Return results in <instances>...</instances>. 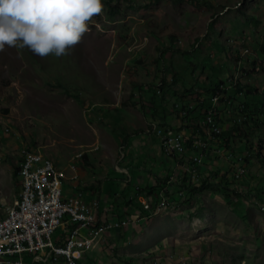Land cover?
Segmentation results:
<instances>
[{
    "label": "rangeland",
    "instance_id": "obj_1",
    "mask_svg": "<svg viewBox=\"0 0 264 264\" xmlns=\"http://www.w3.org/2000/svg\"><path fill=\"white\" fill-rule=\"evenodd\" d=\"M88 25L60 56L0 49V218L18 196L13 171L23 149L40 150L60 168L74 163L79 176L65 178L66 192L76 186L111 196L119 217H129L133 206V212L143 209V177L161 166L155 145L142 144L160 143L153 125L143 133L158 101L169 98L176 109L185 93L199 99L200 89L204 95L219 80L227 87L239 81L252 88L250 119L239 133L224 135L234 160L224 149L207 154L199 176V183L223 181L226 190L188 193L175 167L151 174L155 190L172 174V188L187 190L184 207L167 206L105 233L82 262L264 264V0H103ZM219 108L223 131L231 132L234 121L223 101ZM237 160L246 172L234 180ZM234 188L227 199L224 193Z\"/></svg>",
    "mask_w": 264,
    "mask_h": 264
},
{
    "label": "built area",
    "instance_id": "obj_2",
    "mask_svg": "<svg viewBox=\"0 0 264 264\" xmlns=\"http://www.w3.org/2000/svg\"><path fill=\"white\" fill-rule=\"evenodd\" d=\"M226 88L219 85L195 123L190 120V110L194 106L178 102L179 125L153 128L163 151L176 160L178 169H182L179 176L187 187L199 183L200 167L210 151L218 154L224 149L230 160H234L229 149L221 146L224 144L221 136L223 114L215 115L218 98L223 97ZM233 103L237 104V101H227V115L231 117L230 105ZM202 123L210 124V133L202 132ZM200 137H208V145H200ZM237 161L234 163V180L246 172L245 162ZM18 167L21 181L18 209L7 222L0 223V264H27V258L32 264H83L85 253L105 233L135 224L150 211L177 205L179 199L186 196L184 186L173 189V185L172 188L171 174L154 193L146 197L139 195L143 209L135 210L129 217L111 215L102 220L97 198L87 199L84 189L71 187L69 193L63 189L65 178L79 176L74 163L60 168L40 150L23 149ZM92 221H101V228L91 230ZM58 228L62 232L55 239L53 234Z\"/></svg>",
    "mask_w": 264,
    "mask_h": 264
},
{
    "label": "clouds",
    "instance_id": "obj_3",
    "mask_svg": "<svg viewBox=\"0 0 264 264\" xmlns=\"http://www.w3.org/2000/svg\"><path fill=\"white\" fill-rule=\"evenodd\" d=\"M102 9L103 0H0V49L28 47L40 56H60Z\"/></svg>",
    "mask_w": 264,
    "mask_h": 264
},
{
    "label": "crops",
    "instance_id": "obj_4",
    "mask_svg": "<svg viewBox=\"0 0 264 264\" xmlns=\"http://www.w3.org/2000/svg\"><path fill=\"white\" fill-rule=\"evenodd\" d=\"M161 84V83H160ZM178 89V88H177ZM196 91L197 90H199V89H195ZM193 93H194V91L193 92H189V93H185L184 94V96L183 97H181V98H179V100H178V102H180V103H183V104H191V105H193L194 107H195V105L199 102V100L201 101L204 97H205V94L203 95L202 94V90L200 89L199 91H198V95H200L199 96V99L198 98H196V96H193ZM202 94V95H201ZM169 99V98H168ZM164 99V100H159L158 101V104H157V115H152V119L151 120H148L147 122H148V125L149 126H145V128L143 129V133L145 132V133H148L147 132V130L148 129H150V127L153 125V128L154 127H156V126H164V127H167V126H171V127H177L178 125H179V123H180V121H179V117H178V115H177V111L175 110V109H172V102H171V100L169 99ZM172 106V107H171ZM170 107H171V110H170ZM174 108V107H173ZM170 111V113H168ZM167 112V113H166ZM223 113V112H222ZM191 114V113H190ZM226 115H227V113H226ZM191 116V115H190ZM199 118H200V116H199ZM198 118V119H199ZM223 118H224V114H223ZM198 119H196V120H192L191 119V117H190V120L192 121V122H196ZM149 127V128H148ZM140 132H142V131H140ZM155 142H157V144H152L151 142H150V140H146L145 142H142V144H146V143H149L150 144V147H151V149L153 148V145H155V147L157 148L156 149V152H155V154H156V156H155V158H157L158 160H157V162H156V164L158 163L159 165H161L160 167H159V169H160V172L157 174V173H149L148 174V176L147 177H143V178H147V179H144V182H146L147 184H146V186H154L155 185V181L154 180H150V178H151V174H154V177H158V176H162V174L164 173V169L166 168V167H170V168H173V167H175V168H180L179 166H177V163H176V160L175 159H173L170 155H167L164 151H163V149L161 148V146H160V143L158 142V140L156 139V141ZM126 144H127V141L124 143V147H126ZM128 145V144H127ZM228 148V147H227ZM150 150V149H149ZM149 153H152V151L150 150V152L148 151V152H146V154L147 155H149ZM208 155L210 156V157H212L213 155H214V152L213 151H210L209 153H208ZM126 156V154L123 156V157H125ZM205 162V161H204ZM124 168V170L127 172V173H129V169L127 168V166H123ZM174 168V169H175ZM123 170V171H124ZM182 169H178L177 171H181ZM122 171V170H121ZM203 171V165L200 167V172H202ZM182 172V171H181ZM180 174V173H179ZM208 174V173H207ZM80 175H81V173H80ZM153 177V178H154ZM138 178H140V181L142 180V177L140 176V175H138ZM127 179H128V177H127ZM155 179V178H154ZM83 183H85V184H88L87 182H83L82 181V184ZM135 184H137L138 185V183H134V185ZM80 186V185H79ZM81 187V186H80ZM87 199H92V198H97L98 200H99V202H100V208H99V218L100 219H104V218H107V217H110L111 215H114L113 213H115V212H113L114 210V208L113 207H111L110 208V205H112L113 206V204H111V202L109 201L110 200V198H111V196H107V195H101V193H100V196L98 197V194H93V195H90L88 192H87ZM123 196V195H122ZM125 197H127V198H129L128 196L129 195H124ZM131 197V196H130ZM121 198V197H120ZM118 199V200H116V201H120L121 199ZM185 200H186V198H185ZM184 200V198L183 199H179V202H178V205L177 206H179L180 205V208H182V207H184V203H183V201H185ZM133 208V209H132ZM131 208V210H130V213L132 214V213H134L133 212V210L134 209H136L135 208V206H133ZM179 208V209H180ZM116 214V213H115ZM61 232H62V230L60 231V232H58L57 234L55 233L54 234V238L56 239L58 236H60L61 235ZM89 252V251H88ZM85 256V255H84ZM27 261H29L28 260V258H27ZM30 263V262H29ZM29 263H27V264H29Z\"/></svg>",
    "mask_w": 264,
    "mask_h": 264
},
{
    "label": "trees",
    "instance_id": "obj_5",
    "mask_svg": "<svg viewBox=\"0 0 264 264\" xmlns=\"http://www.w3.org/2000/svg\"><path fill=\"white\" fill-rule=\"evenodd\" d=\"M161 56H162V54H161ZM231 79L232 78H230V80ZM175 81H176V77L174 76L172 78V82H175ZM165 84H166V82H165L164 78H162L160 85H162V87H163ZM222 84H223V81L219 80L215 84L211 85V87L208 88L207 93L205 94V97L201 101L199 100L200 102H198L195 105V107L190 110V112H191V114H190L191 116L190 117H191L192 120H196V119L199 118V116H201L202 108L207 107L209 105L211 95L214 94L215 91L218 89L219 85L221 86ZM229 84H231V83H229ZM229 84H227V85H229ZM250 88H252V87H249L248 85L244 88L239 83V81H236V83L234 85L224 89V93L228 97L229 100L230 99L233 100V101L236 100L239 103L236 104V105L233 103V108H232V114L233 115H232V118H233L234 124L230 127L231 132L229 130H227V131H223L221 133V136L224 138V144L221 145V146L228 147L227 144H226L227 139L224 136L225 134L226 135L227 134L230 135L232 133L233 135H235L237 133V131L239 133L240 132L239 130L241 128L242 122H247V119H250L249 118V110L250 109H248L249 105L246 103L247 99L249 98V96L251 94V89ZM225 107H227V105ZM241 107H244L243 110H241ZM236 110H237L238 114L236 113ZM238 117H241L240 120H239ZM245 117H246V119H245ZM124 142H126V141H124ZM246 148L249 150L251 147L249 145H246ZM84 158H85V155H84ZM18 168H19L18 166L14 167L13 176L15 178V181L19 182V186H20L21 185V181H20V178L18 176ZM17 178H18V181H17ZM207 178H204V180L201 181V183H199L200 185L199 184H195V185H193L190 188L188 187V193L192 189L195 190L197 187H199L197 189H200V190H204V189H208V190L210 189L211 190L213 188H214V190H212V191H218V190H224L225 191L226 190V188L222 186V184H224L223 181H218V180L215 179V182H214L215 184H214V183L210 182L209 180H206ZM147 188H148V191H147L148 194L154 193L155 186H147ZM19 191H20V188H19ZM235 192H236V189H235L234 192H233V190H229L228 189V191H226V193H224V194H225V197L227 199H229V198L232 197V195H235ZM29 261H28V263H29ZM26 263H27V260H26ZM29 264H32V263L30 262ZM38 264H42V263H38ZM44 264H49V262H46Z\"/></svg>",
    "mask_w": 264,
    "mask_h": 264
},
{
    "label": "bare ground",
    "instance_id": "obj_6",
    "mask_svg": "<svg viewBox=\"0 0 264 264\" xmlns=\"http://www.w3.org/2000/svg\"><path fill=\"white\" fill-rule=\"evenodd\" d=\"M221 86H224V84H222ZM221 101L224 102V107H225L227 105V101H230V100L225 95V93H223V97H219L218 98V105L215 107V115H221V113H222L221 109L219 108V103ZM202 132L203 133H210V124L209 123H202ZM200 145H208V137H200ZM73 177L74 176H71L70 179H72ZM75 188H76V186H75ZM18 199H19V193H18V196L13 200L12 205L8 207L6 214L3 217L0 218V223L7 222L15 214L16 210L18 209ZM166 209H167V206L165 208H159L156 211H150L143 218L150 217V216H152L154 214H157L160 211H163V210H166ZM138 221H140V220H138ZM100 228H101V221H92L91 230H98Z\"/></svg>",
    "mask_w": 264,
    "mask_h": 264
}]
</instances>
